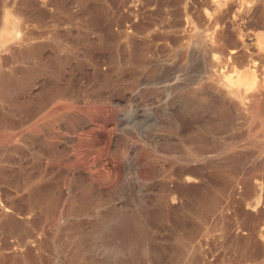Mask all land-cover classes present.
<instances>
[{
    "label": "rangeland",
    "instance_id": "1",
    "mask_svg": "<svg viewBox=\"0 0 264 264\" xmlns=\"http://www.w3.org/2000/svg\"><path fill=\"white\" fill-rule=\"evenodd\" d=\"M22 1L0 0V224L29 237L0 264H264V0Z\"/></svg>",
    "mask_w": 264,
    "mask_h": 264
},
{
    "label": "bare ground",
    "instance_id": "2",
    "mask_svg": "<svg viewBox=\"0 0 264 264\" xmlns=\"http://www.w3.org/2000/svg\"><path fill=\"white\" fill-rule=\"evenodd\" d=\"M72 1V0H70ZM73 1H76L78 2L80 5H82L83 7H85V3L87 0H73ZM92 0H88V2H90ZM28 5H31V2L30 1H27V0H24L22 1L20 7L17 9V13L20 14V15H24L26 14V12L28 13L29 11L31 12V10L27 9L28 8ZM28 10V11H27ZM33 10V9H32ZM91 13L90 15L93 16V17H96L98 14H102L103 16H105L104 14V10L101 9V10H96V9H92L90 10ZM33 12V11H32ZM35 14V10L34 12L32 13L31 16H33ZM38 14H44V13H38ZM102 16V17H103ZM30 74H28V76L26 77V79H30ZM26 84V83H25ZM25 90V89H24ZM8 219L7 216H4V217H1V224H0V238H2V245L3 247L7 246L8 245V242H7V236H10V235H14V236H21V234H19V231L16 227L14 226H7L4 223V221H6ZM95 225V223L93 224ZM25 231V230H24ZM23 231V232H24ZM25 233V232H24ZM27 234V233H26ZM29 234V233H28ZM23 235V234H22ZM27 237L29 236H26L22 238L21 236V241L22 240H25ZM44 245H41V247H43ZM76 247V246H75ZM2 248L0 247V250ZM1 253V252H0ZM69 256V255H68ZM79 253L77 251H75L73 254H72V257L73 258H70L71 261L73 259V262L72 263H69V264H90V262H86V261H82L79 259ZM12 260H13V264H40V260H42V257L39 256V255H35L33 254V252L31 251V249H27L24 256L22 258H19V257H11ZM66 259V258H65ZM67 260V259H66ZM69 260V259H68ZM67 260V262H68ZM0 262H7L5 257L3 255L0 254ZM47 264H50V261H47ZM63 264H68L66 262H64Z\"/></svg>",
    "mask_w": 264,
    "mask_h": 264
}]
</instances>
